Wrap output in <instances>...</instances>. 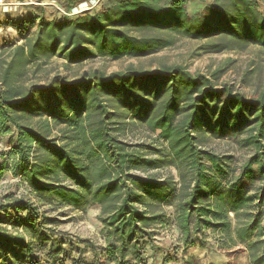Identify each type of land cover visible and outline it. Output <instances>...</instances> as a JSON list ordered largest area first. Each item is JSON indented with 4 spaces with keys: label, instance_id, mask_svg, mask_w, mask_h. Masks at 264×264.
Returning a JSON list of instances; mask_svg holds the SVG:
<instances>
[{
    "label": "trees",
    "instance_id": "obj_1",
    "mask_svg": "<svg viewBox=\"0 0 264 264\" xmlns=\"http://www.w3.org/2000/svg\"><path fill=\"white\" fill-rule=\"evenodd\" d=\"M53 1L65 15L8 20L21 44L0 50V142L9 148L0 153V179L9 172L32 197L0 201V264H151L163 252L157 229L170 225L162 212L169 207L185 248L212 231L245 244L249 264H264V90L246 97L183 65L25 83L31 68L54 58L67 66L140 59L183 39L204 42L203 55L264 50V0H201L205 8L195 14L189 0H101L78 14L81 0ZM130 126L157 136L166 151L149 157L138 150L145 146L123 142ZM228 135L254 153L239 179L224 185L226 158L205 145ZM167 167L185 170L179 189L149 175ZM255 170L263 184L248 194L241 177L252 179ZM252 205L253 220L233 231L230 214ZM93 207L102 226L96 241L59 231L60 221L47 215ZM182 264L200 263L185 254Z\"/></svg>",
    "mask_w": 264,
    "mask_h": 264
},
{
    "label": "rangeland",
    "instance_id": "obj_2",
    "mask_svg": "<svg viewBox=\"0 0 264 264\" xmlns=\"http://www.w3.org/2000/svg\"><path fill=\"white\" fill-rule=\"evenodd\" d=\"M101 0H81L74 9L73 14L86 12L99 7ZM213 0H207L212 3ZM206 3L201 0H189L188 11L190 14L201 13ZM44 11L47 18L60 17L65 15V10L53 0H0V50L6 51L10 45H20V32L16 28L9 27L7 21H21L28 16L39 15ZM27 29L26 28H23ZM25 31V30H24ZM35 28L29 27V34ZM204 42L192 40H178L174 47L166 49L154 56L140 59H123L113 62L107 59H95L87 61L81 65L67 66L62 59L54 58L43 63L40 69L31 68L25 78L26 85L40 84L46 85L52 78L60 77L71 82L79 79L84 73L100 71L106 75L125 71L129 67L142 70H153L164 65L174 66L183 65L192 74L214 76L213 83L217 87L225 85L246 97L258 95L264 90V50L251 46L245 51L231 52L218 55H203L199 47ZM4 57H7L5 54ZM37 121L33 122V125ZM58 136L54 132L53 137ZM120 139L130 145L145 146L141 150L143 155L149 157H160L158 151H166V144L158 140L157 136L149 133L145 128L130 126L124 136ZM205 148L219 156L226 158L230 167L228 179L224 185H231L239 179L243 172L244 164L253 155L254 151L245 146L242 138L232 135L226 136L222 140L209 139ZM9 148L0 142V153L8 152ZM165 153V152H164ZM228 159V160H227ZM147 176L148 174H140ZM161 180H169L177 184L179 189L181 180L185 176V170H176L167 167L163 170L149 173ZM190 179L189 175H186ZM262 180L258 176L257 170L254 171L252 179L241 177V187L248 193L254 194L262 186ZM13 195L16 198L23 197L31 199L28 185L20 179L13 178L9 172L2 174L0 179V201L5 196ZM47 210L48 208H43ZM170 218L171 223L167 227L157 229V245L162 248V253H158L151 264H182L184 255L197 257L200 264H249V253L247 246L241 244L236 238L224 236L212 231H205L200 236H193L192 241L195 245L185 248L179 232L175 227V208H163ZM257 213L254 205L244 209L238 216L230 214L233 231L238 227H243L253 220V215ZM100 214L99 207L89 208L84 214L61 209L49 212V217L57 218L60 221L59 231L67 232L71 236L82 239L96 241L99 238L102 226L98 220ZM233 235V233H231Z\"/></svg>",
    "mask_w": 264,
    "mask_h": 264
}]
</instances>
